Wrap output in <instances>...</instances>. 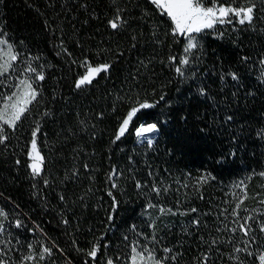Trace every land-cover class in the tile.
Returning <instances> with one entry per match:
<instances>
[{"label": "trees", "instance_id": "1", "mask_svg": "<svg viewBox=\"0 0 264 264\" xmlns=\"http://www.w3.org/2000/svg\"><path fill=\"white\" fill-rule=\"evenodd\" d=\"M254 2L252 25L234 22L196 34L201 47L184 76L175 67L185 39L172 35L171 20L151 0L0 2V31L19 54L0 76V97L17 77L35 81L36 73L24 72L29 63L44 75L33 83L39 95L30 111L16 129L5 128L8 139L0 144V209L7 214L0 249L9 264L43 247L52 254L40 264H105L108 257L130 264L133 241L155 248L158 257L176 255L166 264H203L204 253L208 264H258L264 251V0ZM117 10L121 27L112 29ZM85 62L110 67L77 88ZM145 101L153 107L140 109L116 140L127 112ZM141 123L159 127L151 146L134 134ZM37 124L44 163L33 177L27 153ZM113 169L118 174L109 180ZM209 174L206 183L199 180ZM240 181L246 199L244 186H235ZM239 199V217H254L255 241L230 231L239 229L232 215ZM245 241L253 255L233 252ZM96 243L93 261L86 253Z\"/></svg>", "mask_w": 264, "mask_h": 264}, {"label": "snow or ice", "instance_id": "2", "mask_svg": "<svg viewBox=\"0 0 264 264\" xmlns=\"http://www.w3.org/2000/svg\"><path fill=\"white\" fill-rule=\"evenodd\" d=\"M2 2V0H0ZM151 3L154 4L158 9H160L172 22L171 32L172 35L186 37V43L184 46V55L179 58L178 63L175 67V72L180 76L185 74V66L191 63L190 57L193 54V50H197L201 47L197 39L199 33L204 32L205 30L215 29L217 25L233 24L238 23L239 25H252L254 21V13L256 11L257 5L254 0H245L244 3L237 4V0H230L227 4L222 3L221 0H151ZM210 5V6H207ZM122 17L119 15V10H117V15L114 19L109 20V25L112 29H118L121 27ZM222 36L223 33L221 32ZM18 53L14 49V45L6 38V34L0 31V76H4L10 70L14 68V62L18 60ZM243 60H247L248 57H242ZM169 60L171 62H176L177 57L170 56ZM86 63V62H85ZM261 64H264V59H261ZM87 70L84 75H82L76 81V87L80 88L83 85L92 83L95 75L107 71L110 65L100 64L98 66L87 65ZM25 73H36L35 81H41L44 79L42 72H37L35 67L31 66V63L24 69ZM228 75L231 76L233 81H238L239 76L235 72H230ZM18 83L14 85L15 90L10 94H6L0 97V144H4L8 136L5 135V128L16 129L18 122L25 117V115L30 111V105L36 101L37 96L39 95L38 90L33 87V81L29 76L25 75L23 78H19ZM199 92L201 95H206V90L200 88ZM235 95V94H233ZM163 99V96H161ZM153 104L148 103L147 101L140 103L139 108L132 107L128 112L125 118L122 120L118 133L116 135V140H119L126 131L129 129V125L133 121L134 116L140 109L151 108ZM228 120H231L232 117H227ZM40 131L39 124L36 125L35 129L32 131V139L30 141L31 147L27 155L30 159V164L28 167L31 170L33 177L39 176L42 171V166L44 163V158L40 154V151L37 147V134ZM159 131L157 123H147L141 124L135 129V135L138 138H142L146 141L148 146H151L153 143L152 138L149 134L156 133ZM20 161L17 160V164ZM87 167V165H85ZM116 169H113L109 175V180L113 179L117 175ZM259 175L264 177V171L260 172ZM211 178L210 174L205 176L202 175L199 180L201 182H207ZM251 177H249L250 179ZM45 184L48 183L47 180L44 181ZM242 192L244 193L243 199L247 198L246 184L244 181H240L236 187H241ZM117 187L115 183L112 184V188ZM136 187L140 188L142 185L139 181L136 182ZM167 189H165L166 191ZM153 191L159 193L160 189L156 188L153 185ZM109 195L111 192L109 191ZM63 199V197H61ZM243 199H239L235 205V208L232 211V215L237 217L234 223L239 225V229L232 228L230 231L236 232L237 230L242 231L244 236L250 237L251 241H255V236L252 235L253 229L250 221L254 220L252 215H247L245 217H239L238 210L241 208ZM115 203V201H114ZM261 204H264V200L260 201ZM148 207H154V205L149 204ZM160 211L164 213L165 211L172 213L171 209L165 210L161 208ZM192 212H195L196 209H191ZM175 214V213H172ZM186 214V213H181ZM0 217L7 218V214L0 209ZM111 219V217H109ZM243 219V223H240V220ZM67 223V221H65ZM194 224H199V220H194ZM21 222L16 221V227H20ZM135 226H133L134 228ZM5 231V226L0 222V233ZM259 231L264 233V221L259 222ZM127 239V237H125ZM155 240V236L152 237ZM0 243H4L0 241ZM217 243V240H212L211 244L214 245ZM100 245L98 243L94 244L90 250L87 251L86 255L90 257L93 261L96 260L97 254L100 251ZM28 248L33 249V245L29 244ZM162 251L165 254L172 253V249L163 248ZM233 252H246L248 255H253L249 251L248 241H245V247H235ZM38 254L40 259H43L46 255L50 256L52 254V249L49 247H43L42 250H37L36 252L30 251L28 255L22 257L21 264H24L25 261L34 260ZM5 253L0 249V264H9V261L5 259ZM258 264H264V251H261L257 254ZM176 255H165L163 257H158L156 255L155 248H148L147 246H141L139 242L133 241L131 246V264H166L167 260H176ZM208 253H204L202 260L203 264H208ZM230 259L239 260L238 256H230ZM119 260V257L114 260L112 257H108L105 264H116V261ZM240 264H243L241 261Z\"/></svg>", "mask_w": 264, "mask_h": 264}, {"label": "rangeland", "instance_id": "3", "mask_svg": "<svg viewBox=\"0 0 264 264\" xmlns=\"http://www.w3.org/2000/svg\"><path fill=\"white\" fill-rule=\"evenodd\" d=\"M207 6H210V5H207ZM184 39H185V43H186V37H184ZM23 77H24V76H21V77H19V78H23ZM17 83H18V79L16 80L15 84H17ZM15 84H14V85H15ZM14 90H15V88H14V86H13L12 91H14ZM12 91H11V92H12ZM11 92H10V93H11ZM10 93H9V94H10ZM141 124H147V123H141ZM141 124H139V125H141ZM139 125H138V126H139ZM138 126H137V127H138ZM135 129H136V128H135ZM134 134H135V130H134ZM149 135L151 136L152 134H149ZM135 136H136V135H135ZM136 138H138V137H136ZM30 147H31V144L29 143L28 151L30 150ZM28 160H29V164H30V159H29V157H28ZM0 222H1V217H0ZM39 259H40V258H39L38 254H37L34 260L25 261L24 264H40V263H39ZM130 264H131V260H130Z\"/></svg>", "mask_w": 264, "mask_h": 264}]
</instances>
